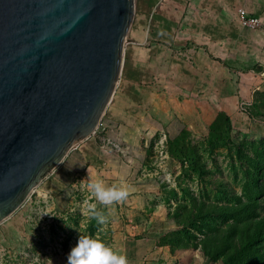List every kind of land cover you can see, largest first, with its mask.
<instances>
[{
  "label": "crops",
  "instance_id": "crops-1",
  "mask_svg": "<svg viewBox=\"0 0 264 264\" xmlns=\"http://www.w3.org/2000/svg\"><path fill=\"white\" fill-rule=\"evenodd\" d=\"M238 7L259 16L262 28L242 27ZM258 69L264 70V0H136L120 79L101 120L106 129L69 151L35 188L36 201L53 213L72 211L82 204L77 191L88 192L90 175L107 185L125 182L128 199L107 207L117 220L111 247L129 264H183L154 239L129 235L158 218L157 209L147 208L151 182L139 173L157 134L175 136L180 123L205 132L224 112L239 117L240 101L252 89L248 72ZM21 223L0 229V250L24 247L25 216ZM57 249L52 264H67L69 249Z\"/></svg>",
  "mask_w": 264,
  "mask_h": 264
},
{
  "label": "rangeland",
  "instance_id": "rangeland-1",
  "mask_svg": "<svg viewBox=\"0 0 264 264\" xmlns=\"http://www.w3.org/2000/svg\"><path fill=\"white\" fill-rule=\"evenodd\" d=\"M247 77L252 89L240 101L239 117L220 113L205 132L180 123L175 136L162 132L153 139L139 177L151 182L154 199L147 208L157 209L158 218L130 237L154 239L183 264H264V239L249 246L254 230L246 229L251 215L264 216V70H250ZM77 198L80 207L53 213L36 201L34 189L0 222V229L22 227L25 216L29 232L24 247L1 248L0 264H34L36 257L35 264H43L60 253L57 248L70 252L81 234L114 242L117 220L107 208V223L100 225L82 214L85 201L95 203L88 192L77 191Z\"/></svg>",
  "mask_w": 264,
  "mask_h": 264
},
{
  "label": "water",
  "instance_id": "water-1",
  "mask_svg": "<svg viewBox=\"0 0 264 264\" xmlns=\"http://www.w3.org/2000/svg\"><path fill=\"white\" fill-rule=\"evenodd\" d=\"M136 0H0V222L97 130Z\"/></svg>",
  "mask_w": 264,
  "mask_h": 264
},
{
  "label": "clouds",
  "instance_id": "clouds-1",
  "mask_svg": "<svg viewBox=\"0 0 264 264\" xmlns=\"http://www.w3.org/2000/svg\"><path fill=\"white\" fill-rule=\"evenodd\" d=\"M87 190L95 203L85 201L82 214L95 219L100 225L107 223L103 208L123 203L130 195V188L125 182L107 185L102 179H93L91 175ZM38 259L39 257L34 258V264ZM67 264H129V262L125 254L115 250L104 241L91 235L81 234L77 244L67 256Z\"/></svg>",
  "mask_w": 264,
  "mask_h": 264
},
{
  "label": "built area",
  "instance_id": "built-area-1",
  "mask_svg": "<svg viewBox=\"0 0 264 264\" xmlns=\"http://www.w3.org/2000/svg\"><path fill=\"white\" fill-rule=\"evenodd\" d=\"M237 18H238L239 24L244 28L261 29L263 26L262 19L259 16L249 12L245 7L237 8ZM105 129L106 127L101 121L94 135L98 134L99 132L104 131Z\"/></svg>",
  "mask_w": 264,
  "mask_h": 264
},
{
  "label": "trees",
  "instance_id": "trees-1",
  "mask_svg": "<svg viewBox=\"0 0 264 264\" xmlns=\"http://www.w3.org/2000/svg\"><path fill=\"white\" fill-rule=\"evenodd\" d=\"M247 230H254L247 240L249 246L253 245L255 242H260L264 239V216L251 215L249 223L246 225Z\"/></svg>",
  "mask_w": 264,
  "mask_h": 264
}]
</instances>
